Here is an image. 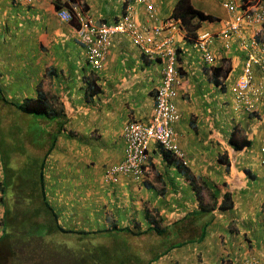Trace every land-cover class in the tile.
Instances as JSON below:
<instances>
[{
	"label": "crops",
	"instance_id": "obj_1",
	"mask_svg": "<svg viewBox=\"0 0 264 264\" xmlns=\"http://www.w3.org/2000/svg\"><path fill=\"white\" fill-rule=\"evenodd\" d=\"M57 1L40 0L26 7L13 0H0V39L4 41L0 42V52L10 53L5 62L0 60V78L8 84L12 101L36 98L42 83L51 103L67 112L66 131L57 136L45 166V186L50 193L47 199L59 215L60 224L71 231H97L112 222L126 224L136 214L145 223L146 213L175 221L197 210L199 202L192 187L183 174L167 164L156 144L151 145L144 179L123 176L116 185L104 181L108 168L125 159L126 126L151 122L163 64L145 57L129 38L115 36L103 69L96 72L87 63L86 49L74 25L59 17ZM250 1L264 5V0ZM127 2L135 4V0H78L85 7L84 14L97 24L120 19ZM176 2L155 0L158 17L171 16ZM192 4L219 19L204 23L203 31H223L232 20V14L219 0H192ZM145 10L143 5L135 4L136 18L141 23L148 22ZM254 34L253 28H247L242 35L217 37L211 44L215 56L212 65L204 62L195 46L196 39L187 40L184 30L177 34L183 75L176 98L180 114L175 125L178 141L186 155L187 169L200 183H206L204 202L211 204L214 193L216 203L222 204L228 192L232 207L215 211V220L199 245L174 249L156 264L264 262V168L260 159L264 146V71L253 69L249 95L252 112L237 106L233 90L247 58L243 38ZM214 67H223L219 80L225 89L214 82ZM228 70V78L223 80ZM93 80L101 91L90 96L89 83ZM13 81L22 84L17 91L9 90ZM5 83L0 82V86ZM50 134L42 135L48 139ZM233 135L250 140L251 146L235 151L229 143ZM42 142L40 134L26 135L22 153L45 156L46 148L39 145ZM220 156L228 157L230 167L218 162ZM191 246L198 248L192 252Z\"/></svg>",
	"mask_w": 264,
	"mask_h": 264
},
{
	"label": "trees",
	"instance_id": "obj_2",
	"mask_svg": "<svg viewBox=\"0 0 264 264\" xmlns=\"http://www.w3.org/2000/svg\"><path fill=\"white\" fill-rule=\"evenodd\" d=\"M70 1L73 5L76 4L75 0ZM55 6L58 11L63 9L73 11L68 3L57 1ZM172 16L180 21L182 29L186 32V38L190 41L197 38L198 32L204 23L219 21L217 17L196 9L192 4V0H177ZM222 71L223 67L214 68L213 79L216 85L225 89V85H221L219 80ZM228 74L229 70L223 75V80L228 78ZM89 89L90 96L98 95L101 91L95 80L89 83ZM10 98L11 94L7 95L0 86V159L4 178L0 188L1 200L5 205V219L2 220L5 234L0 241H6L9 238L16 239L15 244L12 245L21 248V250L29 248L31 252L40 251V248H50L49 244L52 245L53 243H57L62 249L65 244H70L74 238L77 239L75 242L78 243L91 241V246L95 251L106 250L108 252L109 259L107 263L118 264L119 251L132 245V241L127 236L136 237L133 241L139 244V255L142 258V264H153L172 250L189 244L193 240L201 243L206 237L209 226L215 220V211H227L232 207V195L228 192L224 194L222 204L216 203L217 194L214 193L211 194L212 203H205L202 194L206 183H200V179L191 174L186 165L173 154L163 151L167 164L175 167L180 174H183L185 180L192 187L199 202L197 210L188 213L178 221L175 220L170 223H167L162 217L157 219L146 213L145 223H147V227L144 223V228L140 224H136L134 229L121 228L118 223L112 222L108 228L103 230L87 232L67 230L60 224L58 214L47 199L44 181L47 158L57 143V136L66 131L67 112L64 107L55 106L51 103L50 97L42 89V83L37 87L36 98H25L19 103L12 101ZM25 117H28V122H26ZM32 125L37 127V132H40L41 139L44 142L39 145L46 148V155L43 157L28 155L25 157L24 155V162H16L15 159L21 160V158L11 156V154L19 148L21 149V147V150L24 151L25 147L22 146V139L28 134L33 135ZM45 133H51L48 135V139L42 135ZM30 138L32 139L33 136H30ZM229 143L235 151H241L245 147L251 146L250 140L240 139V137L235 138L234 135L230 138ZM33 158L39 164L33 163ZM218 162L221 165L230 167L227 156H220ZM21 168H23V177L20 171ZM35 174H39V179L36 181L33 179ZM14 188L19 189V191L15 192ZM11 193L13 196L18 195L20 197L18 204L26 209L22 212L20 219L13 217V222L10 220L13 209V204L10 201ZM98 239L106 241L108 247L101 242L97 244L93 242V240ZM7 245L10 249L11 244L7 243ZM94 258H97L96 254ZM3 259L0 262H3ZM20 260L21 258H19Z\"/></svg>",
	"mask_w": 264,
	"mask_h": 264
},
{
	"label": "built area",
	"instance_id": "obj_3",
	"mask_svg": "<svg viewBox=\"0 0 264 264\" xmlns=\"http://www.w3.org/2000/svg\"><path fill=\"white\" fill-rule=\"evenodd\" d=\"M38 1L14 0L20 5H33ZM221 1L224 8L234 14L232 21L228 22L226 29L221 32V37L226 38L240 33L247 27H254L256 30V35L250 44L256 47V51L250 50L246 41L243 43L249 55L243 73L233 89L238 107L245 104L247 110H250L253 108L249 98L252 91L253 67L257 66L264 71V42L257 39L264 35V6L261 4L245 6L242 0ZM154 2L155 0H136L137 4L145 7L146 17L149 20L142 24L137 20L133 6L127 7L125 15L112 24H97L90 16L81 12L76 13L79 21L77 37L86 49L89 65L97 72L103 69L112 39L118 35L129 38L148 59L163 64L162 83L155 94L153 119L148 125L134 122L127 126L124 134L125 160L108 169L105 176L107 182H117L121 175L143 176L144 168L149 162L148 149L151 142L159 143L177 159L182 161L185 159V154L177 144L173 130V125L180 117L175 99L183 83V76L179 71L181 67L177 47V33L180 31V24L172 17L157 23ZM59 16L66 22L72 19L67 11L60 12ZM215 39V35L210 31H201L195 40V46L207 65L215 62V56L211 52V44ZM261 160L264 167V146L261 149ZM247 264L260 263L248 262Z\"/></svg>",
	"mask_w": 264,
	"mask_h": 264
},
{
	"label": "rangeland",
	"instance_id": "obj_4",
	"mask_svg": "<svg viewBox=\"0 0 264 264\" xmlns=\"http://www.w3.org/2000/svg\"><path fill=\"white\" fill-rule=\"evenodd\" d=\"M0 40H1L0 41L1 43H4V41L2 39H0ZM9 55H10V53L8 51H5V50L1 51L0 52V60H3L5 62L7 60V56H9ZM5 69H7V67ZM0 82L5 83V81H3L1 78H0ZM21 86H22L21 83L14 82V84H12V88H9V90L13 89V90L17 91V89H19ZM2 87H4L5 93L7 95H9L8 84L5 83L4 85H2ZM36 130H37V127L32 125L31 131H32L33 135H35V134L39 135L40 134V132H37ZM21 149H22V147H21ZM21 149L19 148L18 150H16L15 154L19 155V153L22 151ZM33 163L39 164L34 158H33ZM20 171H21V175H22L23 174V168H21ZM44 173H45V169H44ZM38 175L39 174H35V176L33 178L35 181L37 179H39ZM44 175H45L44 181L46 184V174H44ZM22 177H23V175H22ZM0 178H1V174H0ZM13 190L15 192L19 191V189H16V188H14ZM45 194L47 195V197L50 195V193L47 192L46 188H45ZM19 199H20V197L18 195L13 196L12 193L10 194L11 204H13V202H14L13 216L17 219H20L22 211L25 209L24 206H21L18 204L20 201ZM0 214H1V208H0ZM10 220H12V222H13V219L11 217H10ZM2 222H0V239L5 234L4 225ZM136 224H140V226L144 228V220H143V218H140L137 214L135 215V217L132 216L126 224H123V225L119 224V226L121 228L128 227V228L134 229V226ZM146 224H145V226L147 227ZM73 231L77 232V230H73ZM10 232H12V231H10ZM127 237L130 238V240L132 241V245L125 248V249L122 248L119 251L120 255L118 256V261H117L118 264H142V258L139 255V244L137 242L133 241V239H136V237H129V236H127ZM76 240L77 239L74 238L71 241L70 245L65 244V246L62 249H61L60 245H58L57 243L56 244L53 243L52 245L49 244L50 248L49 247L40 248L41 250L40 251L36 250L37 252H35V253L30 252L29 248L21 250V248H18L17 246H16L17 248L13 247L14 257H16L17 254H19V256L22 259L19 262H14V263H10V264H102L103 261H104L103 264H107L109 256H108V252L106 250L97 252V250L95 251V249L93 247H91V241H89V244H88V243L75 242ZM100 240L101 239L93 240V242H96V244H97L98 242H100ZM15 241H16V239L12 240L10 238L7 239L6 241H0L2 243L0 245V256L2 255L4 257L3 260H6L5 255L8 253V247H5V246H8L7 243L11 244V246H15V245H12V244H15ZM101 243L106 245V247H108V243L106 241L102 240ZM189 244L199 245L196 240H193V242H191ZM191 247H192V249H191L192 252L196 251L198 248V246H191ZM57 252H59V253H57ZM95 254L97 256L96 259L94 258ZM0 264H7V263L0 262ZM112 264H115V263H112ZM153 264H155V263H153Z\"/></svg>",
	"mask_w": 264,
	"mask_h": 264
},
{
	"label": "clouds",
	"instance_id": "obj_5",
	"mask_svg": "<svg viewBox=\"0 0 264 264\" xmlns=\"http://www.w3.org/2000/svg\"><path fill=\"white\" fill-rule=\"evenodd\" d=\"M14 1V0H13ZM60 1V0H59ZM220 2H221V4H222V1L221 0H219ZM38 2H40V0L38 1ZM38 2H36V3H34L33 5H21V6H26V7H32V6H34L35 4H37ZM61 2V1H60ZM75 2H76V4H74L73 5V3L70 1V0H65L63 3H68L69 4V6H70V8L72 7V10L73 11H70V9H63V10H61V11H58V15L60 14V12H62V11H67V12H69V14L72 16V19H71V21H69V22H67V23H69V24H71V25H74V27L76 28V35H77V29H78V27H79V21H78V18H77V16H76V13L77 12H81V13H83L84 14V10H85V7L83 6V8H82V6L78 3V0H75ZM15 3V2H14ZM242 3H244L245 4V6H250V5H255V4H261V3H256V1L255 2H253L252 1V3H251V1L250 0H247V1H245V0H242ZM16 4V3H15ZM56 4V3H55ZM135 4H137L136 3V0H135ZM135 4H130L129 2H127V4L125 5V9H124V12H123V15L120 17V19L125 15V12H126V9H127V7H129V6H133L134 8H135ZM17 5H20V4H17ZM261 5H263V4H261ZM222 6H223V4H222ZM264 6V5H263ZM224 7V6H223ZM81 9V10H80ZM226 9V8H225ZM227 10V9H226ZM229 11V10H228ZM136 12V11H135ZM230 12V11H229ZM231 13V12H230ZM232 14V19H233V17H234V14L233 13H231ZM84 15H86V14H84ZM88 16V15H87ZM156 16H157V18H158V22L157 23H160L162 20H164V19H160L159 17H158V15H157V13H156ZM60 17V16H59ZM169 17H172V18H174L172 15L171 16H169ZM168 18V17H167ZM167 18H165V19H167ZM63 20V19H62ZM119 20V19H118ZM118 20H116V21H118ZM138 20V19H137ZM177 20V19H176ZM64 21V20H63ZM116 21H114V22H112V23H115ZM139 21V20H138ZM178 21V20H177ZM232 21V20H231ZM66 22V21H65ZM75 22V24H73ZM140 22V21H139ZM148 22H149V20H148ZM179 22V24H180V31L179 32H181V31H183V29H182V27H181V23H180V21H178ZM112 23H108V24H112ZM141 23V22H140ZM103 24H105V23H103ZM142 24V23H141ZM226 25L227 24H225V27H226ZM247 28H253V30L255 31V34L251 37V38H246V37H244L243 38V43L246 41V43L247 44H249V49L250 50H252V51H256V47H253L252 45H250L251 44V42L253 41V39H254V36L256 35V30H255V28L254 27H247ZM247 28H244V29H242L241 30V32L240 33H237V34H232L231 36H236V35H242V32L244 31V30H246ZM226 29V28H225ZM224 29V30H225ZM200 30H202V29H200ZM199 30V31H200ZM223 30V31H224ZM203 31V30H202ZM178 32V33H179ZM221 32L222 31H220V32H213V34L215 35V37L217 38H221V36H220V34H221ZM177 33V34H178ZM212 33V32H211ZM199 34V33H198ZM118 36H122V35H118ZM126 37V36H125ZM198 37V36H197ZM78 38V37H77ZM197 39V38H196ZM259 41H263L264 42V35L263 36H260V37H258L257 38ZM79 40V39H78ZM80 41V40H79ZM81 43V42H80ZM82 44V43H81ZM83 45V44H82ZM84 46V45H83ZM244 47H243V44H242V49H243ZM244 50L247 52V58H248V55H249V51L248 50H246L245 48H244ZM142 52V51H141ZM144 55V54H143ZM145 56V55H144ZM146 57V56H145ZM247 58H246V60H245V63H246V61H247ZM150 60V59H149ZM153 61V60H152ZM179 61H180V59H179ZM87 63H88V60H87ZM89 64V63H88ZM244 66H245V64H244ZM212 67V66H211ZM210 67V68H211ZM215 68V67H214ZM213 68V69H214ZM218 68V67H217ZM255 68H257V66H254L253 67V69H255ZM213 69H212V75H213ZM258 69H260L259 67H258ZM181 70H182V68H180V73H181ZM243 70H244V68H243ZM96 71V70H95ZM97 72V71H96ZM243 73V72H242ZM181 75H182V73H181ZM183 76V75H182ZM241 77V76H240ZM240 79V78H239ZM238 79V80H239ZM238 82V81H237ZM236 85V84H235ZM158 89V88H157ZM155 94H156V92H155ZM154 98H155V95H154ZM250 98V97H249ZM175 103H176V99H175ZM177 105V104H176ZM238 106V105H237ZM242 107H244L245 108V110L247 111V112H252V110H253V108L252 109H250V110H247V106L245 105V104H242L239 108H242ZM155 109V108H154ZM153 115H154V113H153ZM180 115V114H179ZM152 119H153V117H152ZM25 120H26V122H27V120H28V117H25ZM179 120H180V117H179ZM179 120L178 121H176L175 122V124L173 125V130H174V132H175V134H176V139H177V144L179 145V147L181 148V146H180V143H179V141H178V134H177V132H176V129H175V125L177 124V122H179ZM152 121V120H151ZM131 123H134V122H131ZM131 123H129V124H131ZM135 123H141V122H135ZM151 123V122H150ZM150 123H147V124H144V123H141V124H144V125H148V124H150ZM128 124V125H129ZM127 125V126H128ZM127 126H126V128H127ZM126 128H125V130H126ZM65 130H66V128H65ZM125 130H124V134H125ZM124 140H125V138H124ZM152 144H156V145H158L160 148H161V150H162V152L164 151V152H167V153H171L170 151H168V150H166L165 148H163L159 143H157V142H151L150 143V146H149V149H148V155H149V162H150V150H151V145ZM26 143H23V147H26ZM263 147V146H262ZM262 147H261V149H262ZM181 150L183 151V149L181 148ZM23 152V151H22ZM22 152H20L19 153V155L17 154V158H21V160L20 159H15L16 160V162H24V159H25V157H23L24 155L25 156H27V154L26 153H22ZM183 153L185 154V152L183 151ZM172 154V153H171ZM174 155V154H173ZM16 156V155H15ZM33 156H41V155H39V153H35ZM126 157V156H125ZM260 159H261V150H260ZM125 160V159H124ZM184 165H186L187 166V164H186V155H185V159L182 161V160H180ZM149 162H148V165L144 168V175L143 176H141V177H136V176H127V177H132V178H135V179H144L145 177H146V175L148 174V167H149ZM261 164H262V160H261ZM116 165V164H115ZM114 166V165H113ZM113 166H111V167H113ZM263 166V165H262ZM110 167V168H111ZM264 168V167H263ZM109 169V168H108ZM108 171V170H107ZM107 171H106V173H107ZM106 173H105V175H104V181L106 182V183H108V184H114V185H116V184H118L119 182H120V179H121V177H123L124 175H121V176H119L118 177V181L117 182H107L106 181V178H105V176H106ZM1 178H2V180L0 181V184H1V182L3 181V175H1ZM13 207H14V202H13ZM0 208H1V214H0V222H2V220H4L5 219V213H4V210H5V205L3 204V202H2V200H1V188H0ZM26 209H24L22 212H24ZM12 213H11V215H10V217L11 218H13L14 216H13V209H12V211H11ZM22 215V214H21ZM13 216V217H12ZM150 216H152L153 218L155 217V218H160L158 215H153V214H150ZM165 219V218H164ZM174 219H176V218H174ZM166 220V219H165ZM263 220H264V201H263ZM172 220L171 219H169V217L167 218V220H166V222L167 223H170ZM176 221H178V220H176ZM102 240H100V242H101ZM88 244H89V241H86ZM70 245V244H69ZM5 247H8V246H5ZM13 247L14 248H17L16 246H11V248L10 249H8V253L5 255V257H6V260H4L3 262H5V263H7V264H10V263H14V262H18L19 261V258H21L20 256H19V254H17V256L16 257H14V251H13ZM92 247V246H91ZM178 248H181V247H178ZM177 249V248H176ZM173 251V250H172ZM171 251V252H172ZM31 252V251H30ZM33 253H35V252H33ZM168 255V254H167ZM167 255H165V256H167ZM165 256H163V257H161L159 260H161V259H163ZM3 259V256L1 255L0 256V261ZM22 259V258H21ZM159 260L158 261H156V262H154L155 264L156 263H158L159 262ZM21 261V260H20ZM248 262H255V261H251V260H249ZM247 262V263H248ZM258 263H260V264H263L264 262H258ZM107 264H109V263H107Z\"/></svg>",
	"mask_w": 264,
	"mask_h": 264
}]
</instances>
